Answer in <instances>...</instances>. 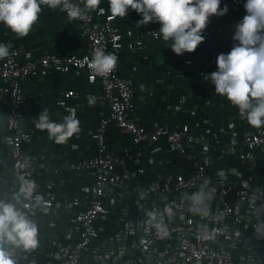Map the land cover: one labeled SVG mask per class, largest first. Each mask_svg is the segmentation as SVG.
I'll return each mask as SVG.
<instances>
[{
    "label": "built area",
    "instance_id": "1",
    "mask_svg": "<svg viewBox=\"0 0 264 264\" xmlns=\"http://www.w3.org/2000/svg\"><path fill=\"white\" fill-rule=\"evenodd\" d=\"M74 2L84 13L77 20L81 36L88 41L86 53L58 56L46 51L33 59L11 48L0 65L2 95L9 102L8 133L3 142L12 163L10 175L0 174V185L12 180L13 196H20L18 206L38 225L36 247L11 249L15 264H264V125L251 126L225 96L213 93L214 85L208 82L194 99L199 103L202 92L207 91L221 99L211 114H206L212 103L205 96L206 107L201 103L197 107L201 115L195 109L181 112L182 117L196 118L192 123L172 121L180 107L169 106L170 123L152 128L143 125L136 118L133 81L120 77L117 66L99 76L93 75L88 65L96 49L115 53L119 62L124 46L135 52L145 39L159 38L158 29L123 34L116 17L110 18L104 8L91 11L81 0ZM244 2L222 0L221 4L234 9L238 22L246 14ZM220 53L213 50L200 77L217 69ZM192 65L193 61L186 59L176 67ZM55 72H74L76 76L85 72L91 86L101 84L100 101L108 107V114L102 113L96 128L89 131L95 155L65 162L80 177L70 181L74 191L67 196L52 182L37 180L44 165L34 163L24 151L34 133L23 128L22 83L30 76L47 77ZM84 94L82 89L64 90L57 106L66 111L70 100ZM112 127L129 138L121 151L109 148ZM175 156L185 164L180 165ZM45 157L38 156L41 161ZM145 160L160 165L162 172L150 186L139 188L134 186L137 169L133 165ZM205 178L215 191L209 215L201 217L189 211L187 196L198 190ZM26 182L32 185L27 196L21 192ZM117 197L126 201L122 229L116 236L106 237L103 231L108 229ZM161 223L166 234L158 227ZM56 225L61 230L58 236L50 238L41 231V227H49L50 232H57Z\"/></svg>",
    "mask_w": 264,
    "mask_h": 264
},
{
    "label": "trees",
    "instance_id": "2",
    "mask_svg": "<svg viewBox=\"0 0 264 264\" xmlns=\"http://www.w3.org/2000/svg\"><path fill=\"white\" fill-rule=\"evenodd\" d=\"M223 6L224 5L221 4V7ZM46 9L47 11L44 14H39L38 22L33 26L35 27L36 34L33 35V37L27 38V40H25V36H18L6 26L8 31H10L13 35L16 48L20 52L21 56L23 57L30 54L33 59H37V57L44 51H49L50 53L58 56L74 53L83 55L86 53L88 41L86 38L81 36V24L77 18L69 19L67 13L62 11L60 8L52 9L46 5ZM131 10L134 9L130 8L129 11ZM133 15L134 19H130V25H127L128 28L125 30L119 28L123 34L129 31L127 29L136 30L135 28L133 29V27H135L138 21L142 19L140 14ZM119 18L122 17L117 16L116 22H118ZM237 20L238 15L233 13L229 7L228 12L225 15H213L203 32L205 40L197 46L195 51L184 52L182 55L174 53L171 47L166 45L170 43V41L163 40L162 36L157 42L150 43L149 46H144L142 50H138L137 52L130 51L127 46H124L119 56L117 70L120 77L128 78L133 81L136 113L142 117L140 122L143 125L146 123L150 124V118L152 117L153 120L158 117L163 124L170 123L169 121H165L159 117V114H163L164 112L166 113L169 106L180 107V109H182H179L180 112L176 114L177 119L174 118L172 121L176 120L181 123H192L196 120V118H190L189 116L182 117V113H184L183 111L190 109H195L199 113L197 107L200 106V103L202 107L205 106V96H207V99L212 103L211 107L206 108V114H211L214 112L216 107L220 106L219 101L221 99L216 100L214 94H208L210 91H207L204 95L202 92L203 99L200 100L199 103L195 101L194 98L197 95L199 96V93L204 90L205 83H211L208 80L204 83H200L199 81L200 74L202 73V66L209 59L210 54L213 50L217 49L227 53L231 50L233 44L235 43L232 37ZM138 26H140V24H138ZM142 26H144L143 28L159 29L158 22H149L148 24ZM46 35L50 36L52 39L51 43H55V46H44L45 43L41 40V38L46 37ZM186 59H191L193 61V65L187 66L183 69H178L176 67L177 64ZM134 68L137 70L135 71ZM210 72L212 71H209L208 73ZM52 75L53 76L49 75L47 77H43L41 75L30 76L22 83V91L25 95V101L22 109L24 114L23 128L27 131L29 130L30 132H34L33 141L35 144L43 146L41 147L42 149L39 151L38 155L44 154L47 157L50 155L51 150L54 152L56 149H61L62 155L60 157L57 154L55 155L57 157L56 164L58 169L64 170L67 168L65 165L66 160H80L81 158L95 155V143L91 137L88 136V130L96 126L102 113L108 114V109L105 105H95L92 102H89L90 98L95 99L98 94H102V86L101 84L91 86L88 83L85 72L80 77H76L74 72H55ZM54 79L58 82H62L61 85H59L60 87L57 88L56 94L52 97L50 107L46 108L53 120H55L53 112L57 106V98L60 91L63 90L61 87H65L66 79L72 80V84L68 85V88H79L81 86L86 91V95L84 97H78L76 100L74 99V101H70L71 105L77 109V118L80 121L81 127L80 131L78 134L69 138L66 142L60 144L54 142V140L50 138L48 139L46 131H42L35 127V120L42 111L41 109H44L45 107L42 105L41 107L40 105L35 106L38 99L35 96H38L39 92H37L38 94L35 93L33 95L28 93L26 94V91L23 88L27 82L32 83L35 80H42L43 82H41V85L44 86L50 80ZM142 85L143 87H141ZM3 86L4 84L0 80V89L3 88ZM40 86L38 85V88H40ZM43 86L42 88H44ZM213 93H215L214 89ZM42 100L43 96H41V101ZM228 108L229 107H227V109ZM201 112L202 111H200L199 115H201ZM7 120L8 118H6V123L0 128L1 137L8 133ZM122 141L129 142V138L122 136L115 128H111V132L108 136L109 148L112 149L117 147V145H119ZM0 156L5 159V165H0V174L6 173L10 175L12 173V163L9 148L5 144L2 145L1 143ZM174 159L180 165H184L186 162L183 158L178 156H175ZM42 163L46 165L44 162ZM229 164L231 163L229 162ZM133 166L137 169V177L134 180V186L139 188L145 185L150 186L153 182L158 180L157 173L162 172L160 165L150 163L147 160L138 163L137 166L136 164ZM64 175H67L69 179L59 178V180L56 179V181L53 182L59 191L70 186V178L73 176L72 172L67 171L64 172ZM37 180L41 183L48 182L43 179V176L40 178L37 176ZM7 181L12 182V180ZM9 182L0 185V199L11 200L13 198L14 186L12 183L8 184ZM115 202L116 205L111 208L112 210L109 213L108 229L103 231V235L106 237L116 236V234L122 229V212L126 201L117 197ZM54 229L57 230V232H50L51 228L49 227H41V231L48 234L50 238L56 235L58 236L61 232V230L57 229V225ZM37 257L42 259L40 254Z\"/></svg>",
    "mask_w": 264,
    "mask_h": 264
},
{
    "label": "clouds",
    "instance_id": "3",
    "mask_svg": "<svg viewBox=\"0 0 264 264\" xmlns=\"http://www.w3.org/2000/svg\"><path fill=\"white\" fill-rule=\"evenodd\" d=\"M101 0H85V6L95 9ZM222 0H108L110 18L125 17L129 9L141 15L138 24L158 22V32L177 55L193 52L205 40L203 35L213 15L223 16L228 6L221 7ZM60 8L69 19L83 16V9L74 0H0V23L18 36H26L38 22L42 5ZM246 14L235 24L230 51L221 52L216 58L217 69L204 78L214 85L216 94L225 96L238 108L242 119L251 126L264 125V0H245ZM102 12L103 9L101 8ZM10 45L0 42V58L10 55ZM118 63L113 52L96 49L92 53L89 69L93 75L105 76ZM143 87V85L141 86ZM90 98V103L92 102ZM61 121L53 120L44 108L35 120L37 129L46 131L48 137L60 144L78 134L80 121L75 108L69 107ZM204 179L198 190L187 196L189 211L206 217L214 188ZM32 191L31 183H25L21 192L25 196ZM20 196L11 200L0 199V264H15L13 247L34 248L38 244V225L21 207ZM162 234L163 223L159 224Z\"/></svg>",
    "mask_w": 264,
    "mask_h": 264
},
{
    "label": "crops",
    "instance_id": "4",
    "mask_svg": "<svg viewBox=\"0 0 264 264\" xmlns=\"http://www.w3.org/2000/svg\"><path fill=\"white\" fill-rule=\"evenodd\" d=\"M81 2L83 4V6L86 9H88L85 6V0H81ZM41 7H42V11H41L40 14H42V13L44 14L47 11L46 5H42ZM228 7L231 8V10H232L233 13L237 14L231 6H228ZM100 8H104L107 11L108 14H111L110 11H109L108 0H101L100 4L95 9H92L91 11H96V10H98ZM133 14H138V13L135 10H131V11H128V14L125 17L119 18L118 19V22H116L117 27L120 28V29H124V30L126 28H128L127 25H130V19H132V20L134 19V15ZM143 27L144 26H142V25L138 26V23H137L136 26L133 27V29L134 28L136 30L145 29ZM127 30H132V29H127ZM44 33L47 34L46 32H44ZM35 34H36L35 33V27H33L32 30L25 36V40H27V38H29V37H33V35H35ZM160 37H161V35H160ZM160 37L157 38V39H154V38H147V39H145L143 46L140 47V48H138L135 52H137L138 50H142L144 48V46H149L150 43L157 42L160 39ZM41 40L45 43L44 46H55V43H51L52 39L50 38L49 35H46V37L41 38ZM0 42L9 44L10 45V49L11 48L17 49L16 48V45H15V42H14L13 35L10 33V31H8V28L4 24H2V23H0ZM45 52L46 51H44L43 53H41L37 58H39ZM69 53H72V52H69ZM74 54L80 55L78 53H74ZM2 62H3V58H0V65L2 64ZM51 76H53V75H51ZM76 77H80V76H76ZM199 81H200V83H204V82H206V79H204V77L201 76ZM41 82H43V81L42 80H38V81L35 80L32 83H28L27 82L24 85L23 88L25 89L26 94L28 93V94L33 95L35 93L38 94L37 92H39L38 96H35V97L38 98L37 99V102L35 103V106H39L40 105V107H41V105H42L45 108H49L50 107V104L52 103V97L56 94L57 88L60 87L59 85H61V82L62 81L58 82L55 79L54 80H50L44 86L41 85ZM65 82H66L65 87H63V86L61 87V88H63L62 91L68 90V89H73V90H80V89H82V90H84V88L81 87V86L79 88H76V87H74V88L73 87L68 88L67 86L70 85V84H72V80L71 79H66ZM38 85L39 86L41 85L40 88H38ZM42 86L44 88H42ZM62 91H60L58 97H60V94H61ZM85 95H86V91H85V94L83 95V97ZM41 96H43V100L42 101H41ZM100 96L101 95L98 94V96H96V98L94 100H92V103L95 104V105L96 104L104 105L100 101ZM74 99L76 100V98H73L72 100L74 101ZM70 101H69V104H70L69 107L75 108V110H76V116H77V114H78L77 109H76V107H74L73 105H71V102L72 101L71 102ZM40 107H39V109H40ZM107 109H108V107H107ZM41 110H43V109H41ZM8 111H9V102H8L7 98L2 95V88H1L0 89V128L3 126V124L6 123V118H8L7 117L8 116ZM168 111L169 110H167L166 113L164 112L163 114H159V117H161L165 121H169L170 122V119L168 117ZM53 113H54L55 120H57V121H61L63 119V117L68 114L67 111L62 110L58 106H56L55 111ZM136 118H138L139 121H141V119H142V117L139 114L137 115V113H136ZM162 123L163 122H161V120H159L158 117L157 118H154V120H153V117H152V118H150V124L149 123H146L145 125L148 126L149 128H152L153 125H155V124H162ZM96 126H97V124H96ZM96 126L94 128H96ZM94 128H91L90 130H93ZM112 128H114V127H112ZM90 130H88V136H89V131ZM110 132H111V129H110ZM110 132H109V134H110ZM32 133H34V132H32ZM5 135H3V137L0 136V143L2 145L4 144L3 138L5 137ZM47 138L49 139V137H47ZM33 140H34V135H33ZM33 140L29 144H26L25 145L26 147H24V151L27 152L28 154H30L32 156V161L34 163H41V164H43L42 162H44L46 164V165L43 164L44 165V170H43V172L41 174H39V176H38L39 178L43 176V179H45V181H48V182H52L53 183V182L56 181V179L59 180V178L69 179V177H67V175H64V172L67 171V172H72V174H73V176L70 178V180H72V181H75V180L78 181L80 179L78 173L75 172V171L69 170L67 168H65L64 170H60V169L57 168V164H56L57 157L55 155L57 154L60 157L62 155L61 149H56V151H54V152L51 150L50 151V155L47 156V157H45V160L41 161L38 158V156H39L38 153L42 149L41 147H43V146L38 145V144H35V142ZM128 144H129L128 142L122 141L121 143H119V145H117V147L112 148V149H115L117 151H121L124 148V146H126ZM1 157L2 156H0V165L3 166V165H5V159L4 158H1ZM74 161H78V160H73V162ZM74 178H76V179H74ZM8 184H10V182ZM73 191H74L73 188L71 186H69V187L63 188L61 190V194L67 196V195L71 194Z\"/></svg>",
    "mask_w": 264,
    "mask_h": 264
}]
</instances>
